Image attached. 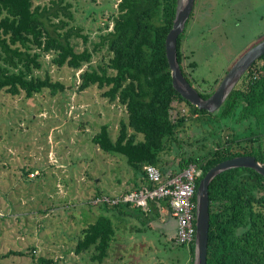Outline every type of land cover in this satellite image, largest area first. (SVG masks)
Returning a JSON list of instances; mask_svg holds the SVG:
<instances>
[{
    "label": "rangeland",
    "instance_id": "1",
    "mask_svg": "<svg viewBox=\"0 0 264 264\" xmlns=\"http://www.w3.org/2000/svg\"><path fill=\"white\" fill-rule=\"evenodd\" d=\"M66 1L72 5L69 26L87 37V42L72 38L76 52L89 49L93 68L106 64V47L94 50V44L111 30L119 0ZM193 8L182 35L181 68L192 87L210 94L239 56L264 39V0H196ZM51 58L42 55V68L34 75L43 78L48 72L66 85L64 92L43 91L26 99L0 91V264H38L39 258L52 264H99L91 260L92 248L74 252L81 230L106 215L100 212L103 203L93 206L91 198L119 194L111 193L118 186L126 193L135 181L141 183L124 156L104 153L91 140L105 124L114 140L120 121L127 119L125 109L109 104L95 87L79 92L80 71L58 69ZM177 110L186 120L177 142L162 154L167 169L175 170L188 155L204 156L217 147L215 142L264 136V107L262 120L250 123L188 117L184 104ZM118 211L122 214L106 215L116 237L100 264H189L190 256L177 248L174 235L165 234L160 219L147 214L143 220L134 206L120 205Z\"/></svg>",
    "mask_w": 264,
    "mask_h": 264
},
{
    "label": "trees",
    "instance_id": "2",
    "mask_svg": "<svg viewBox=\"0 0 264 264\" xmlns=\"http://www.w3.org/2000/svg\"><path fill=\"white\" fill-rule=\"evenodd\" d=\"M38 1L41 0H0V91L12 97L22 94L26 99L43 91L52 96L64 92L66 85L53 80L48 72L43 78L34 75V71L42 68V55L50 54L51 64L58 69L80 71L79 92L95 87L109 104L122 106L127 116L126 121H120L114 140L105 124L92 136V143L104 153L124 156L142 185L146 184L144 165H154L162 174L167 172L162 154L177 142V130L186 120L185 115L176 111L177 105L188 108V117L235 118L237 122L249 120V123L253 119L262 120L264 55L246 71L216 114L198 110L173 89L165 39L172 27L176 0H119L111 30L100 35L94 44V50L106 47L110 58L96 68L90 66L89 49L76 52L72 45V38L87 42L80 28L69 26L73 20L72 5L66 0L35 4ZM182 35L176 45L181 71ZM85 64L89 66L83 70ZM199 94L204 99L209 96ZM246 137H231L222 144L215 142L217 147L202 157L188 155L177 163L173 173L195 164L204 176L216 164L237 156H252L264 164V136ZM208 197L206 264H264V177L249 168L228 170L212 180ZM155 206L150 203L151 219L157 218ZM104 208L108 206L104 204ZM239 228L244 231L237 234ZM113 237V224L102 215L81 230L74 252L78 255L92 248L96 253L91 260L100 264L108 256ZM177 248L190 256L192 264L194 243ZM38 264L52 262L39 258Z\"/></svg>",
    "mask_w": 264,
    "mask_h": 264
},
{
    "label": "water",
    "instance_id": "3",
    "mask_svg": "<svg viewBox=\"0 0 264 264\" xmlns=\"http://www.w3.org/2000/svg\"><path fill=\"white\" fill-rule=\"evenodd\" d=\"M195 1L176 0L172 27L165 39V54L173 89L198 110L216 114L222 108L227 97L246 71L264 55V39L240 55L226 71L215 90L207 98H202L199 92L184 77L178 64L176 53L177 39L185 29L186 23L194 9ZM237 168H249L264 177V164L256 161L252 156H237L216 164L198 182L196 189L195 241L192 264H206L209 232V185L219 174Z\"/></svg>",
    "mask_w": 264,
    "mask_h": 264
},
{
    "label": "built area",
    "instance_id": "4",
    "mask_svg": "<svg viewBox=\"0 0 264 264\" xmlns=\"http://www.w3.org/2000/svg\"><path fill=\"white\" fill-rule=\"evenodd\" d=\"M142 170L146 184L119 196L97 197L91 200V205H130L146 211L151 202L166 204L176 223L175 244L190 246L195 241L196 180L201 178L202 169L189 164L175 173L168 171L162 174L154 165H144Z\"/></svg>",
    "mask_w": 264,
    "mask_h": 264
},
{
    "label": "crops",
    "instance_id": "5",
    "mask_svg": "<svg viewBox=\"0 0 264 264\" xmlns=\"http://www.w3.org/2000/svg\"><path fill=\"white\" fill-rule=\"evenodd\" d=\"M173 169V168H172ZM170 170V169H167V172L168 171H171V172H174L175 170ZM137 178H138V176H137ZM138 180L141 182L140 184H138V181H135V185L131 188V190H133V189H136V188H138L140 185H142L143 184V181H141V179L140 178H138ZM116 191L117 192H119V194H121V193H124V192H121L120 193V189H119V186H118V188H116V187H113L112 189H111V193L112 194H114V193H116ZM128 191H130V190H127V192ZM119 194H114V196H117V195H119ZM127 206V205H126ZM162 206V207H161ZM99 208H101V207H99ZM136 208V207H135ZM96 211L98 210V208H94ZM105 208L104 207H102L101 208V210H100V212H102L103 210H104ZM118 209H119V207L118 208H114V207H111L110 206V208H106L105 210H104V212H102V213H104V214H106L107 216H113L115 213H119V214H122V212H120V211H118ZM127 209H131V206L130 205H128L127 206ZM140 211V213H141V216H143L142 218H143V220H146V218H145V216L147 215V214H149V212H150V206H149V208L146 210V211H143V210H141V209H139ZM155 210H156V212H158V214H157V219H160V221H161V224L164 226L163 228H164V232H165V234L166 235H168V237H170V236H173L174 235V233H175V228H176V223H175V220L172 218V216H171V214H170V211H169V208L166 206V204H162V203H160V204H156V206H155ZM124 214V213H123ZM105 215V216H106ZM125 215V214H124ZM106 216V217H107ZM126 216V215H125ZM128 216V215H127ZM129 217V216H128ZM113 224V223H112ZM115 237H116V235H115V230H114V237H113V240L115 239ZM112 240V241H113Z\"/></svg>",
    "mask_w": 264,
    "mask_h": 264
},
{
    "label": "flooded vegetation",
    "instance_id": "6",
    "mask_svg": "<svg viewBox=\"0 0 264 264\" xmlns=\"http://www.w3.org/2000/svg\"><path fill=\"white\" fill-rule=\"evenodd\" d=\"M208 94V93H207ZM244 231V229H242V228H239V229H237V234L238 233H242Z\"/></svg>",
    "mask_w": 264,
    "mask_h": 264
}]
</instances>
